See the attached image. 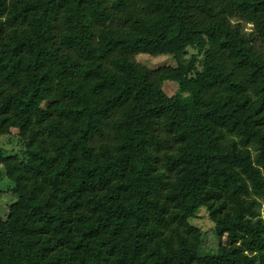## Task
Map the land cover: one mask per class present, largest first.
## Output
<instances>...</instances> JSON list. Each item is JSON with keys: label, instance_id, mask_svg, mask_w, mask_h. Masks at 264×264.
<instances>
[{"label": "trees", "instance_id": "obj_1", "mask_svg": "<svg viewBox=\"0 0 264 264\" xmlns=\"http://www.w3.org/2000/svg\"><path fill=\"white\" fill-rule=\"evenodd\" d=\"M5 177L0 264H264V0H0Z\"/></svg>", "mask_w": 264, "mask_h": 264}, {"label": "rangeland", "instance_id": "obj_2", "mask_svg": "<svg viewBox=\"0 0 264 264\" xmlns=\"http://www.w3.org/2000/svg\"><path fill=\"white\" fill-rule=\"evenodd\" d=\"M247 28L251 29L252 25H247ZM137 59L139 62L149 66L150 68H156L162 65L176 64L175 60L168 55L153 56L151 54L143 53L141 55H138ZM164 89L169 95H174L178 89V84L172 80H168L164 84ZM12 132L15 135L19 132V130L13 128ZM3 142H6L7 145L10 144V148H13L12 139L9 136L3 138ZM8 181L9 179L5 177L3 182L5 188ZM14 199H16L15 193L13 192L12 188L7 187L1 198L0 213L6 215L9 209V205ZM190 222L193 225L199 227L203 232V240L200 248V255L205 256L208 254L218 253L222 244L226 243L227 239H222L219 237L215 229V223L211 219L208 209L205 207L201 208L197 212L196 216L190 218Z\"/></svg>", "mask_w": 264, "mask_h": 264}]
</instances>
